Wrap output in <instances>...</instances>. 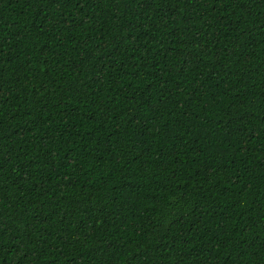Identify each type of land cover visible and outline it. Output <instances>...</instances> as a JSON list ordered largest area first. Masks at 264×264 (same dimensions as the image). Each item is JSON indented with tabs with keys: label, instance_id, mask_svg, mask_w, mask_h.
Returning <instances> with one entry per match:
<instances>
[{
	"label": "trees",
	"instance_id": "1",
	"mask_svg": "<svg viewBox=\"0 0 264 264\" xmlns=\"http://www.w3.org/2000/svg\"><path fill=\"white\" fill-rule=\"evenodd\" d=\"M0 264H264V0H0Z\"/></svg>",
	"mask_w": 264,
	"mask_h": 264
}]
</instances>
